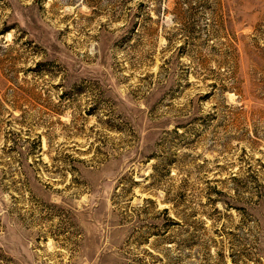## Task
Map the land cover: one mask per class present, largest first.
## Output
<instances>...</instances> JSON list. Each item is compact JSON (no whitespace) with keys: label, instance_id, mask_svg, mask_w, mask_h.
<instances>
[{"label":"rangeland","instance_id":"obj_1","mask_svg":"<svg viewBox=\"0 0 264 264\" xmlns=\"http://www.w3.org/2000/svg\"><path fill=\"white\" fill-rule=\"evenodd\" d=\"M0 264H264V0H0Z\"/></svg>","mask_w":264,"mask_h":264},{"label":"trees","instance_id":"obj_2","mask_svg":"<svg viewBox=\"0 0 264 264\" xmlns=\"http://www.w3.org/2000/svg\"><path fill=\"white\" fill-rule=\"evenodd\" d=\"M165 212H167V210H165ZM168 221L169 222H174V220H172V219H170V218H168ZM165 231V230H164ZM155 233V232H154ZM154 235H158V234H154Z\"/></svg>","mask_w":264,"mask_h":264}]
</instances>
